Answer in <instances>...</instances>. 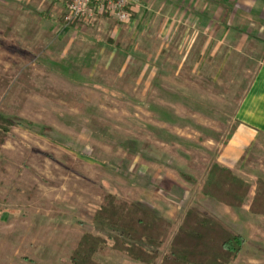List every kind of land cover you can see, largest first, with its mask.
Instances as JSON below:
<instances>
[{"label":"rangeland","instance_id":"1","mask_svg":"<svg viewBox=\"0 0 264 264\" xmlns=\"http://www.w3.org/2000/svg\"><path fill=\"white\" fill-rule=\"evenodd\" d=\"M157 1L126 23L73 28L63 0H0V114L15 122L0 156V264H72L84 234H107L94 217L109 193L171 222L157 264L191 209L247 240L239 261L264 264V218L250 213L264 135L245 138L236 119L264 34L236 22L223 45L165 38L180 15ZM215 164L250 183L245 206L204 195ZM98 261L139 264L111 249Z\"/></svg>","mask_w":264,"mask_h":264},{"label":"trees","instance_id":"2","mask_svg":"<svg viewBox=\"0 0 264 264\" xmlns=\"http://www.w3.org/2000/svg\"><path fill=\"white\" fill-rule=\"evenodd\" d=\"M65 1L67 4L71 2ZM62 22L66 25L64 18ZM77 25L79 23L69 26L75 28ZM13 126V119L0 114V156L4 138L11 135ZM250 190V183L231 169L215 164L208 173L203 192L221 204L241 208L248 203ZM250 213L264 218L262 180L258 182ZM94 224L107 234H84L70 258L72 264H100L98 256L107 249L120 252L139 264H157L172 227L171 222L155 210L140 203L118 202L114 193H109L105 205L97 208ZM246 244L242 235L234 233L217 219L191 209L161 264H233Z\"/></svg>","mask_w":264,"mask_h":264},{"label":"crops","instance_id":"3","mask_svg":"<svg viewBox=\"0 0 264 264\" xmlns=\"http://www.w3.org/2000/svg\"><path fill=\"white\" fill-rule=\"evenodd\" d=\"M6 1L29 5L40 0ZM63 1L67 4L65 0ZM152 1L154 0H140L139 5L134 8V15L142 7L143 3L150 4ZM158 1L159 3L155 5L158 6L159 11L166 13L167 18H169L167 13L176 12L180 15L174 23L167 24L165 38H170L175 34V37L182 38V43L223 45L232 40L233 31H236V22H239L240 27H255L259 35L264 34V0ZM50 7L45 12L40 13V16L43 18L48 16L52 10V7ZM20 11L21 14L24 13V11ZM64 16L65 13L62 18ZM32 17L30 15V18ZM28 25L30 26L31 23ZM248 36L250 35L248 34ZM236 119L245 131V138L248 139L253 135H256V137L264 135V65L259 68L256 78L241 102ZM220 165L233 171V165ZM239 258L233 264L241 262L243 264L245 262V264H255L254 262H257L254 260L245 261V259L239 261Z\"/></svg>","mask_w":264,"mask_h":264},{"label":"built area","instance_id":"4","mask_svg":"<svg viewBox=\"0 0 264 264\" xmlns=\"http://www.w3.org/2000/svg\"><path fill=\"white\" fill-rule=\"evenodd\" d=\"M139 2L140 0H71L64 20L67 26L72 23L89 25L106 17L126 23Z\"/></svg>","mask_w":264,"mask_h":264}]
</instances>
